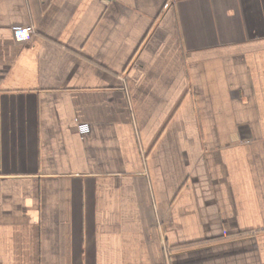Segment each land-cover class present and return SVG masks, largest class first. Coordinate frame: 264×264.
I'll return each instance as SVG.
<instances>
[{
  "label": "crops",
  "instance_id": "0c3cea01",
  "mask_svg": "<svg viewBox=\"0 0 264 264\" xmlns=\"http://www.w3.org/2000/svg\"><path fill=\"white\" fill-rule=\"evenodd\" d=\"M0 264H264V0H0Z\"/></svg>",
  "mask_w": 264,
  "mask_h": 264
},
{
  "label": "built area",
  "instance_id": "2783aa9c",
  "mask_svg": "<svg viewBox=\"0 0 264 264\" xmlns=\"http://www.w3.org/2000/svg\"><path fill=\"white\" fill-rule=\"evenodd\" d=\"M32 33H34V29L32 27H21L14 29V35L18 41L26 40ZM79 130L83 135L89 131V125L81 124L79 125Z\"/></svg>",
  "mask_w": 264,
  "mask_h": 264
}]
</instances>
